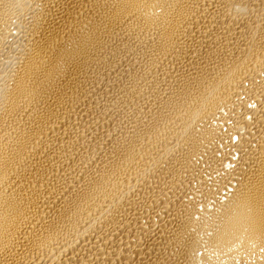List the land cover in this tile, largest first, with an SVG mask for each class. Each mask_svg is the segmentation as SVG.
Segmentation results:
<instances>
[{"label":"bare ground","instance_id":"bare-ground-1","mask_svg":"<svg viewBox=\"0 0 264 264\" xmlns=\"http://www.w3.org/2000/svg\"><path fill=\"white\" fill-rule=\"evenodd\" d=\"M0 264H264V0H0Z\"/></svg>","mask_w":264,"mask_h":264}]
</instances>
